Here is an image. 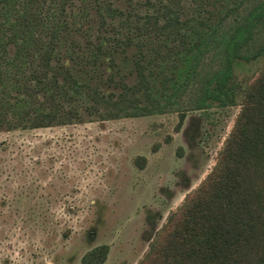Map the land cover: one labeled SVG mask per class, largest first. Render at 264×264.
Returning <instances> with one entry per match:
<instances>
[{"label": "trees", "instance_id": "16d2710c", "mask_svg": "<svg viewBox=\"0 0 264 264\" xmlns=\"http://www.w3.org/2000/svg\"><path fill=\"white\" fill-rule=\"evenodd\" d=\"M257 34L264 0H0V129L181 107L177 129L185 110L235 101L232 66L264 56ZM220 156L137 264H264V68Z\"/></svg>", "mask_w": 264, "mask_h": 264}, {"label": "rangeland", "instance_id": "374dc122", "mask_svg": "<svg viewBox=\"0 0 264 264\" xmlns=\"http://www.w3.org/2000/svg\"><path fill=\"white\" fill-rule=\"evenodd\" d=\"M263 42L264 34L255 35L249 52ZM263 68L264 56L235 61V101L185 110L177 129L181 107L1 128L0 264H80L101 244V264H137L167 217L218 164L245 86Z\"/></svg>", "mask_w": 264, "mask_h": 264}]
</instances>
